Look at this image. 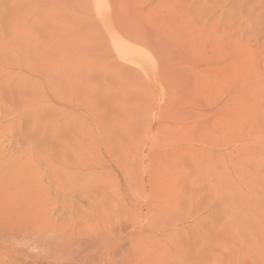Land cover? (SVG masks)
<instances>
[{
	"label": "rangeland",
	"instance_id": "obj_1",
	"mask_svg": "<svg viewBox=\"0 0 264 264\" xmlns=\"http://www.w3.org/2000/svg\"><path fill=\"white\" fill-rule=\"evenodd\" d=\"M47 4L49 39L60 33L67 51H82L58 78L63 109L45 112L48 123L74 113L49 151L66 142L83 171L71 191L53 185L51 198L75 205L42 211L46 233L16 239L22 224L2 216L0 264H264V92L255 100L206 83L208 67L220 72L231 55L264 73V0ZM11 130H1L5 154Z\"/></svg>",
	"mask_w": 264,
	"mask_h": 264
},
{
	"label": "bare ground",
	"instance_id": "obj_2",
	"mask_svg": "<svg viewBox=\"0 0 264 264\" xmlns=\"http://www.w3.org/2000/svg\"><path fill=\"white\" fill-rule=\"evenodd\" d=\"M49 1L0 0V224L7 219L2 217L4 215L11 217L8 220L22 224L21 232L17 233L19 237L16 239L30 237L42 231L47 232L50 223L41 213L60 205L58 200L50 197L53 185L57 189L71 191L83 171L78 162L69 159V148H75L66 142H63L65 144L60 149L49 151L52 149L51 145L55 144L57 136L54 131L60 118L72 116L74 113H64V110H61L58 116L53 114L52 121L48 123L44 119L49 121L50 116L47 117L49 114L47 113L45 117V112L51 106L56 107L57 112L63 109V103L56 101L57 95L54 92L59 85L58 78L65 74V66L70 67L69 64L74 63L75 57L82 53L81 50L67 51L61 46L63 36L61 37L60 33L55 36V41L49 39L45 32L47 14L50 12L47 8ZM91 1L98 12L101 0ZM108 35L116 54L128 53L119 43L114 42L110 30ZM85 52L93 54L88 49ZM231 56L227 58L229 60L220 72L211 70L210 67L206 68L209 72L206 78L209 91L215 93L232 83L235 85L232 87L235 96L238 97L242 95L244 89H249L256 100V95L264 92V73L257 69L258 76L254 77L248 68L243 69L239 59ZM93 60L89 63L90 71L94 65ZM216 62L220 63L218 60ZM198 80L201 82L200 78ZM262 98L264 99L262 96L260 100H263ZM60 99L64 101L63 98ZM87 116L89 126H86L88 128L85 130L91 133L90 144L93 148L95 134L92 131H95L96 123L92 111L87 112ZM2 129H15V134L18 135L14 149L7 151L9 156L5 154L4 147H1ZM32 160H35L36 167L42 168L41 174L31 165ZM85 170L88 172L86 176L90 182H95L96 167L93 157ZM48 175L51 176V180L43 181V177ZM73 205L75 201H69L67 204L61 201L60 206L71 208Z\"/></svg>",
	"mask_w": 264,
	"mask_h": 264
}]
</instances>
